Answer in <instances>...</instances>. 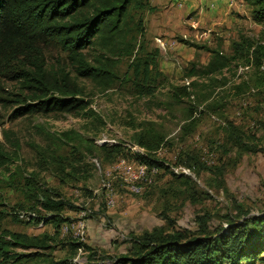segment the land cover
<instances>
[{"label":"rangeland","instance_id":"obj_1","mask_svg":"<svg viewBox=\"0 0 264 264\" xmlns=\"http://www.w3.org/2000/svg\"><path fill=\"white\" fill-rule=\"evenodd\" d=\"M137 29L134 23L130 36L137 34V40L134 39L136 47L133 54L118 59L117 69L121 78L112 87L102 89L90 78H77L85 89L86 97L91 100L86 108L78 111L55 110L11 117L13 110L20 105L14 98L22 91L20 82L13 77L17 60L0 59V139L12 156L5 172L12 180L2 189L4 200L10 205L9 210L25 198L32 202L23 189L25 178L31 177L54 191L62 192L67 206L63 212L71 219L68 222L78 220L79 211L84 207L94 211L93 215L87 216L84 239L74 235L73 230L61 232L60 237L53 241L54 247L45 250L43 256L24 258L15 264H62L63 261L82 264L90 260L97 264H110L114 256L128 252L132 238L144 230L162 227L166 232L175 229L196 231L198 211L213 212V224L222 219V214L231 210L236 212L234 200L250 210L247 215L262 213L264 81L251 77V64L234 63L225 70V84L209 82L210 86L206 87L196 85L194 89L210 96L205 102L209 105L200 104L196 112V127L185 133L181 129L185 101L173 97L172 87L191 80L185 77L190 62L206 63L210 52L205 49L194 52L192 48L185 56L178 54L174 66H168L178 71L164 70V74L158 76L153 94H138L133 81L126 79L133 76L131 64L135 56L153 52L158 47L152 42L150 32L145 31V35L140 36ZM242 35L264 40V27L245 22L244 27L234 33L235 37L231 35L227 41L217 42L226 52H231L232 41ZM194 40L204 42V39ZM85 50L91 58L95 55L92 48ZM43 51L48 67H74L60 46L46 44ZM155 57L158 65L153 63L154 70L155 66H163L164 60L169 61L167 54L161 51ZM218 76L222 78L221 74ZM248 79L249 82H244ZM199 80L210 81L209 78ZM149 125L166 133V142L157 151V157L168 167L159 166V171L151 176V181L140 194L129 191L121 180H112L116 202L107 206L106 193L91 157L98 156L107 169H112L123 158L130 162L134 158L125 151L115 160L106 159L99 150L90 152L88 142L83 141L80 135L93 138L97 143L122 142L132 150L130 145L135 143V135ZM65 132L72 138H66ZM62 135L67 141L60 139ZM50 153L64 157L65 169H57L58 161ZM79 154L83 155L82 159L76 160ZM70 163L82 166V169L74 170ZM176 168L180 171H175ZM183 168H188V171ZM185 179L186 182L183 181ZM20 213L22 218L27 217L25 211ZM4 224L29 233L54 230L53 224L43 226L41 223L16 222L10 216ZM72 240L86 242L91 248L76 249ZM30 250L17 249L19 252ZM258 264H264V260Z\"/></svg>","mask_w":264,"mask_h":264},{"label":"trees","instance_id":"obj_2","mask_svg":"<svg viewBox=\"0 0 264 264\" xmlns=\"http://www.w3.org/2000/svg\"><path fill=\"white\" fill-rule=\"evenodd\" d=\"M246 2L251 6L252 19L264 27V0ZM149 4V0H0V59L17 60L13 77L20 82L22 90L14 98L20 105L13 110L11 117L86 108L91 100L86 97L78 77L90 78L102 89L112 87L121 78L117 69L118 59L133 54L136 47L134 39L137 40V34L130 36L133 24H137L140 36L145 35L144 10ZM180 40L198 50L210 52L207 63L190 62L185 73V77L191 78L189 82L173 84L172 87L173 97L185 101V117L181 125L185 133L196 127V112L200 104L210 97L194 89L196 85L225 84V70L234 63L251 64V77L264 81L262 39L242 35L232 41L231 52H226L220 43L210 45L186 37ZM46 44H55L65 50L74 67H48L43 51ZM85 48H92L95 55L91 58ZM159 51L156 48L153 52L134 57L131 64L133 76L126 79L133 81L136 93L155 92L158 76L164 74L161 68L155 66L154 70L152 67L157 63L155 55ZM199 78H209L210 81H200ZM249 79L244 82H249ZM184 97L188 99L184 100ZM64 135L72 138L67 132ZM80 137L88 142L90 152L99 150L106 159L115 160L128 151L140 162L168 167L157 157V151L166 142V133L154 125L146 126L135 135L134 142L143 146L146 152L129 150L122 142L97 143L93 138ZM62 138L67 141L63 135ZM50 156L58 161L57 169H65L62 155L50 153ZM82 156L79 154L76 160H81ZM11 161L12 156L0 139V264H15L24 258L43 256L45 250L54 247L53 241L60 237L62 225L71 220L63 212L67 206L62 192L54 191L31 177L25 178L23 189L32 202L25 198L9 210L10 205L4 200L2 189L12 180L5 175ZM70 164L74 170L82 169V166ZM234 209L236 212L231 210L222 214L217 224H213V212L198 211L196 231L175 229L166 232L162 227L144 230L132 238L129 251L114 256L110 264H258L264 260V209L261 214L247 215L250 210L237 200H234ZM21 210L27 213L26 218H22ZM9 216L16 222L41 223L43 226L53 224L54 230L40 233L14 230L4 224ZM71 242L76 249L91 248L86 242ZM18 248L31 250L19 252ZM61 263L67 264V261ZM82 264L97 263L90 260Z\"/></svg>","mask_w":264,"mask_h":264},{"label":"crops","instance_id":"obj_3","mask_svg":"<svg viewBox=\"0 0 264 264\" xmlns=\"http://www.w3.org/2000/svg\"><path fill=\"white\" fill-rule=\"evenodd\" d=\"M149 1V7L144 12V26L151 33L156 47L167 54L169 61L164 60L163 66H160L163 72L176 69L168 66H174L178 54L185 56L192 48L194 52L198 50L195 46L182 42L181 37L204 39L205 43L216 45L222 40L227 41L231 35L235 37L234 33L244 27L245 22L248 25L262 26L252 19L251 6L246 0H183L182 5L175 0ZM124 159L133 166L138 163L135 159L132 162ZM116 179L121 180L119 177L112 180Z\"/></svg>","mask_w":264,"mask_h":264},{"label":"built area","instance_id":"obj_4","mask_svg":"<svg viewBox=\"0 0 264 264\" xmlns=\"http://www.w3.org/2000/svg\"><path fill=\"white\" fill-rule=\"evenodd\" d=\"M175 1L179 5L183 4V0ZM262 67L264 68V62ZM130 147L134 151L146 152V149L137 143H133ZM91 161L105 190L107 206H113L116 202V194L112 185L113 178L119 177L123 186H125L129 191L140 194L144 192L146 184L151 181V176L159 171V166L157 165H149L138 161L136 166H133L130 165L124 158L116 162L112 169H107L98 156L91 157ZM183 169L184 171H188V168ZM175 171L179 172L180 170L179 168H176ZM93 212L94 211L90 207H84L79 211L78 220L65 223L63 230H73L74 235L84 239L87 234V216L93 215Z\"/></svg>","mask_w":264,"mask_h":264}]
</instances>
